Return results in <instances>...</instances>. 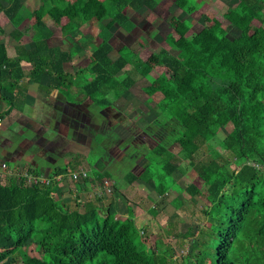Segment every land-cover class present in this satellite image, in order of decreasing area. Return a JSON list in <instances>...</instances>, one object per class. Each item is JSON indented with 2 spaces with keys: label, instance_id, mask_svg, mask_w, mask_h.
I'll use <instances>...</instances> for the list:
<instances>
[{
  "label": "trees",
  "instance_id": "1",
  "mask_svg": "<svg viewBox=\"0 0 264 264\" xmlns=\"http://www.w3.org/2000/svg\"><path fill=\"white\" fill-rule=\"evenodd\" d=\"M108 2L109 6L101 9L102 0H40L33 10L37 17L33 46H18L13 56L0 43V100L10 103L6 112H0V121L14 110L23 111L26 94L20 81L25 78L39 83L42 92L46 88L47 95L57 90L66 102L84 104L91 114L112 106L110 96L120 98L131 91L139 78L146 79L162 93L159 114L145 126L135 124L128 143L121 144L117 152L106 145L121 138L115 131L117 125L104 128L118 134L116 138L107 136L104 151L122 156L124 162L132 142L142 143L143 153L131 160L132 170L116 178L108 169L84 165L76 152L67 165L52 169L47 176L66 173L76 165L93 173L89 179L75 183L78 190L105 181L127 186L140 179L153 182L156 192L163 196L176 190L173 174H185L181 163L186 162L200 175H206V192L194 183L185 188L189 195L203 198L202 213L206 218L198 230L189 227L179 233L194 243L188 261L264 264V29L252 27L254 20L264 23V0H243L245 9L239 10L235 22L240 30L236 48L227 47L216 56L211 55V49L222 37L215 28L211 42L204 43L201 56L192 44L184 59L160 49L157 59L172 73L165 83L157 80L161 71L136 58L131 48H125L110 65L103 62L113 51V27L127 32L136 27L124 9H154L158 1ZM177 3L187 13L197 6V1ZM98 11V43L89 63L73 71L68 65L75 53L89 44L83 28ZM1 12L15 26L32 13L22 0H0ZM58 27L64 28L71 38L67 49L51 43ZM22 61L33 66L27 75ZM214 66L215 70H211ZM44 77L49 78L47 86L42 84ZM73 87L83 95L81 100L73 98ZM219 120L231 123L234 142L251 146V152H241L244 162L239 167L223 154L206 151L200 157L196 155L206 145L205 133ZM174 146L178 148L175 152L170 150ZM28 173L42 175L37 168ZM67 184L66 187L70 185ZM58 185L57 181L37 185L27 183L23 177L0 176V263L11 256L24 264H164L173 256L171 248L166 252H160L158 245L148 248L149 230L135 225L131 208L127 217L120 219L116 208L105 204L99 195L80 205L75 187L73 204H69L55 196ZM30 246L40 250L41 255L28 253Z\"/></svg>",
  "mask_w": 264,
  "mask_h": 264
},
{
  "label": "rangeland",
  "instance_id": "2",
  "mask_svg": "<svg viewBox=\"0 0 264 264\" xmlns=\"http://www.w3.org/2000/svg\"><path fill=\"white\" fill-rule=\"evenodd\" d=\"M39 1L24 0L31 10L38 6ZM157 1L158 4L154 9H148L147 7H143L138 11H134L130 7L124 9V13L135 20L136 27L130 32L125 31L122 27H113V37L111 38L113 51L104 59L105 65H110L128 47L134 51L136 58H142L161 71L157 80L160 83H165L167 78L172 77V73L157 59L156 55L160 49L165 48L179 58L184 59L187 48L192 44L197 49V55L201 56L203 54L201 49L204 43L211 42L212 31L215 28L222 37L211 49V55L216 56L227 47H237L240 30L235 22L240 16L239 10L245 9L243 0H190L193 2L197 1V6L192 13H187L186 10L182 9L178 5L177 0ZM108 6V0H102L101 9ZM100 11L96 12V16L91 17L83 28V33L86 35V40L89 41V44L82 51L74 52L73 61L68 65L73 71L89 63L91 53L98 43L97 14ZM28 22L29 30H31V20H28ZM50 25H52L51 21ZM252 27L264 29V23L254 20ZM54 33L53 39H51L52 44L60 45L63 49L70 47L71 38L66 34L64 28H55ZM215 68L214 66L211 70H215ZM75 81H78V77H76ZM72 92L75 97L83 98L78 88L73 87ZM161 97L162 93L159 90L146 79L139 78L131 91L129 90L122 97L114 98L110 96L112 106L106 108L97 117L90 116L87 119L89 130L85 139L80 136L79 132V126L84 121L80 118L74 121H77L76 123L71 121V129L74 131L72 133V143H62L56 138V142L59 141L61 143L59 145L60 148L57 147L59 148L58 151H51L54 152L53 154L57 153L56 155L60 157L56 158L57 164H65L64 157H69L68 154L70 152L74 153L77 151L79 153L78 159L84 165H93V167H98L102 170L108 169L116 178L124 176L133 168L131 160L136 159L137 156L143 153L142 143L137 140L132 142L129 147L130 151L126 154V162H124L122 156L119 157L104 151L103 148L107 136L116 138L120 134L121 138L117 142L106 143L109 149H113L115 152L118 149L120 151L122 148L121 144L128 143L135 124L145 126L159 114L158 101ZM77 107L81 111L86 110L83 105ZM114 125H117L115 131L118 134L112 133V131L106 132L107 129L103 130L107 126ZM45 126L46 128L42 132L46 133L44 134L46 139H50L49 136L54 138V135L50 133L53 127L50 124ZM231 127V123L224 124V121L219 120L214 127H211L205 133L206 145L201 147L196 155L200 157L206 151L212 155L223 154L234 162L235 167L241 166L244 162L241 152H251V146L248 143L234 142L230 136ZM96 132L98 134H95ZM12 136L15 137L16 141L17 136L12 135V132H3L2 136H0V145L6 140L13 139L11 138ZM18 138L22 139L19 136ZM36 142L35 140L32 142L30 139L23 146L19 142L22 148L19 157L22 161L13 163V158H4L3 161L6 163L0 164L3 173L4 170H9L12 174L14 172L24 173L32 169L37 164L35 163L37 161L36 158H38L36 145H38V148H42L44 144L47 145L46 141ZM46 148H48V145ZM177 149L175 146L170 148L173 152ZM73 156L74 154H72ZM105 157L108 161L111 160V163L105 160ZM4 164L6 168H3ZM57 164L53 165V167L58 168ZM181 165L186 168V173L181 174L180 171H175L173 175L176 179V190L171 189L163 196L156 192L153 182H145L138 179L127 186L122 184L115 186L110 183L112 187L111 193L97 189L95 185H88L86 186L87 189L84 188L80 193L78 192L80 196L78 202L83 205L86 200L95 199V196L99 195L103 198L105 204L111 203L116 208V216L120 219H125L129 214V208H131L135 225L140 229L147 227L149 230L148 248H156V245H158L160 252H166L169 248L173 249V256L171 258L168 257L164 264H192L188 261V254L193 250L194 243L190 242L189 238L180 236L179 233L186 231L189 227L198 230L201 226H204L206 218L202 213L203 198L198 195H189L185 188L188 184L194 183L202 192H206V175H200L186 162H182ZM69 169H78V167L73 165ZM42 172L47 174L48 170L44 169ZM68 182L70 185L66 187ZM71 182L77 183L66 179L65 184H62L65 187L58 185L55 192L57 198H62L69 204H73V188L76 185H72ZM98 185L100 184L98 183ZM26 251L32 255H41V251L33 246L28 247ZM0 264L24 263L20 259L13 260L10 256Z\"/></svg>",
  "mask_w": 264,
  "mask_h": 264
},
{
  "label": "crops",
  "instance_id": "3",
  "mask_svg": "<svg viewBox=\"0 0 264 264\" xmlns=\"http://www.w3.org/2000/svg\"><path fill=\"white\" fill-rule=\"evenodd\" d=\"M22 2L29 10H31L28 4L24 2V0H22ZM31 11L33 12V9ZM34 15H35L34 13H31L19 26H15L4 12L0 13V27L3 30V32H0V43H3L8 47V51L11 55L15 56L16 54L15 52L18 46L24 45L27 48L33 46V37L35 34L34 23L37 20L36 15L35 16ZM32 16H34L35 19ZM28 20L29 21L31 20V30H29ZM21 65L26 75L29 74L33 68V66L26 61H22ZM48 83H49V78L44 77V79L42 80L43 86H47ZM20 87L23 89L24 93L26 94L23 111L20 113L14 110L10 113V115H8L7 117H5L3 120L0 121V136H2L3 132H12V135L17 136L16 141H15V137L12 136L11 138L13 139L8 141L6 140V142L1 143L0 164L6 163L3 160L4 158L7 157L13 158L14 159L13 163H16L17 161L18 162L22 161V159L19 157L22 150L19 142H21L23 146L27 144V142H29L30 139L32 140V142L34 140L37 141L36 143L39 142L41 143L42 141L43 142L46 141L48 148H46L47 146L46 144H44L42 148L41 147L38 148V145H36V150H37L36 153L38 154V158H36L37 161L35 163L37 164L35 166L37 169H40L42 171L46 169L48 170L49 173L52 169H55L53 165L57 164L56 158H60L58 155H56L57 153L53 154L54 152L51 151H55V150L58 151V149L60 148L59 145L61 144L60 142L69 143V144L72 143L71 141L72 133L74 132L73 129H71L72 123H76L77 121L76 122L74 121L77 120L78 118L84 121L79 126V132H80V136L83 139H85L86 133H88L89 130L87 119H89L90 116L97 117V115L100 114L101 112L97 114H91L84 104L81 103H78L76 105L70 104L63 99V97L60 95V93L57 90H54L49 95H47L46 93H44L46 91L45 90L46 88H43L44 92H42L39 89V83L32 82L28 78H25L20 81ZM72 91L73 88H71V93L73 98L81 100V97L78 98L75 97ZM81 105H83L84 109L86 110L81 111V109L77 107ZM9 107H10L9 102L0 100V112H6L9 109ZM48 124H50L53 127V129L50 130V133L51 135H54V138H52V136H49L50 139L47 140L44 135L46 133L42 131L46 128L45 125ZM95 134H97V132ZM18 136L21 137L22 139H19ZM55 139L59 140L60 142L59 141L56 142ZM76 152L77 151H75L74 153L76 154ZM74 153L70 152L68 154L69 157L66 158L64 157L65 164L60 163L57 164V166L60 167L67 165L70 162V160H72V154ZM17 157H19V159H17ZM1 174L4 173L2 168L0 167V176ZM42 174L47 175L46 173L43 172ZM92 175L93 173L91 171V176ZM84 188L78 190L75 185V192L77 191L80 193V191L84 190Z\"/></svg>",
  "mask_w": 264,
  "mask_h": 264
},
{
  "label": "built area",
  "instance_id": "4",
  "mask_svg": "<svg viewBox=\"0 0 264 264\" xmlns=\"http://www.w3.org/2000/svg\"><path fill=\"white\" fill-rule=\"evenodd\" d=\"M3 168H6L5 164L3 165ZM4 174L9 175V176L14 175L18 178L23 177L26 180V182L29 184L49 185L53 181H57L59 185L62 186L63 183L65 184L66 179H70L75 182L89 179L91 177V170L85 169V168L69 169L66 173L57 174L53 176L52 178L47 175H43V174L36 175L33 173H28V172H24V173L14 172V174H12L11 172H9V170H4ZM95 188L101 189L103 191L106 190V192L108 193H111L112 191V187L109 181H105L103 184H100V185L96 183Z\"/></svg>",
  "mask_w": 264,
  "mask_h": 264
}]
</instances>
